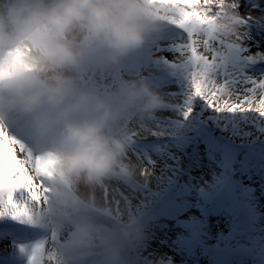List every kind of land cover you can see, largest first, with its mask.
Listing matches in <instances>:
<instances>
[{
  "label": "rangeland",
  "instance_id": "rangeland-1",
  "mask_svg": "<svg viewBox=\"0 0 264 264\" xmlns=\"http://www.w3.org/2000/svg\"><path fill=\"white\" fill-rule=\"evenodd\" d=\"M238 3L241 16L254 18L241 29L246 33L243 46L248 49L243 55L264 54V0ZM160 24L142 47L119 63L105 64L93 57L81 70L86 73L77 80L78 85L117 106L127 82L133 79L142 80L164 100V105L146 119L148 125L130 136L135 138L137 131L152 140H127L124 164L143 169L148 183L135 184L129 180L139 177L134 171L126 178L118 169L107 181L128 188L127 196L119 197V203L106 193L90 197L108 203L111 216L104 222L115 234L122 235L125 227L139 226L138 246L156 263L193 264L191 253L198 252L201 245L232 253L246 249L250 256H258L250 264H264V117L252 112L217 113L196 98L191 115L185 119L187 78L177 64L164 59L175 61L173 46L185 34L167 21ZM230 56L239 61L240 53ZM242 71L246 80L230 82L229 88L246 95V89L252 87L247 80L264 79V61L244 64ZM259 98L257 93L253 106H258ZM225 102L234 103L236 97L225 93L211 101L214 105ZM130 118L136 117L125 111L122 120ZM141 122L137 119L136 125ZM163 219H169L172 226ZM241 224L246 228H238ZM180 248L183 254L176 252Z\"/></svg>",
  "mask_w": 264,
  "mask_h": 264
},
{
  "label": "clouds",
  "instance_id": "clouds-1",
  "mask_svg": "<svg viewBox=\"0 0 264 264\" xmlns=\"http://www.w3.org/2000/svg\"><path fill=\"white\" fill-rule=\"evenodd\" d=\"M164 7L159 0H0V121L10 113L31 116L46 141L51 191L47 204L33 206L32 218L46 233L71 226L75 239L55 252L66 264L81 251H99L102 264H121V243L96 242L89 219L94 201L80 188H99L118 169L130 177L122 116L128 111L144 120L164 105L140 79L127 82L117 106L79 86L78 75L93 57L114 65L142 47L160 29ZM214 23L225 39L240 31L231 9ZM141 231L131 225L122 236L129 240Z\"/></svg>",
  "mask_w": 264,
  "mask_h": 264
},
{
  "label": "snow or ice",
  "instance_id": "snow-or-ice-1",
  "mask_svg": "<svg viewBox=\"0 0 264 264\" xmlns=\"http://www.w3.org/2000/svg\"><path fill=\"white\" fill-rule=\"evenodd\" d=\"M165 7L162 19L183 30L184 38L173 46L175 63L179 66L188 81L187 97L185 100L184 117L187 119L192 112L191 105L196 98L204 101L209 108L217 113H258L264 117V79L247 80L252 85L246 89L247 94L234 93L230 90L231 83L246 80L247 74L242 67L247 63L264 61V54L254 56L243 55L248 49L243 46L245 32L251 16H241L238 11V0H227V4L217 3L216 0H203V7L196 5L201 0H159ZM231 9L240 24V31L232 38L225 39L218 35L215 20ZM203 51H200V49ZM240 53L239 61L231 58L230 54ZM227 93L236 97V102H225L214 105L213 99ZM259 93L258 106H253L256 94ZM142 172V175H146ZM52 179V161L48 156L36 155L26 149L25 145L10 137L5 128L0 125V217L10 216L21 223L35 224L32 210L28 202L17 203L13 194L17 191L26 192L33 205L42 206L48 203L49 192L47 181ZM54 251L49 259L55 264H66L57 260L56 249L62 247L58 233H51ZM45 240H41L28 250L29 264H42ZM24 251V249H21Z\"/></svg>",
  "mask_w": 264,
  "mask_h": 264
},
{
  "label": "bare ground",
  "instance_id": "bare-ground-1",
  "mask_svg": "<svg viewBox=\"0 0 264 264\" xmlns=\"http://www.w3.org/2000/svg\"><path fill=\"white\" fill-rule=\"evenodd\" d=\"M81 72L82 71H80V75H78L77 80H80L86 73V71L82 73ZM8 118H10V120L13 119L17 122L19 119L31 121L33 120V118L30 116L18 113H10L8 115ZM137 119L138 118L136 117L135 120L132 119L130 123L128 122L127 126L125 125L127 128V140L129 138L131 140L130 136H133L132 131L137 130L140 133V131L145 128V125H148L146 119L142 120L143 122H141L139 126L136 125ZM20 130L21 133L24 132V130ZM30 130L31 131L29 132L23 133L26 138L31 140L28 141L29 144H31L34 140H39L38 138L40 137L38 134L36 135V132H33L32 129ZM137 131H135L137 133H135V138L131 140L133 143H139L140 141L144 142L147 141L146 139L152 140L150 139V137L144 138V135L138 134ZM133 170L135 174L139 177H137V179H129L131 182L139 184L140 181V185H145L148 183V179L146 178V176L142 175V172H144L143 169L138 170V168H136ZM123 175H125L126 178L128 177L127 174ZM123 175L121 177H123ZM80 191L82 192L85 199H92L94 201V209L96 210V213L93 212L89 218L94 222L93 232L96 242L100 245H104L106 243H120L121 238H118V236H116L114 233V229L104 222L105 219L110 215V213H108L109 208H106L108 203L100 202V197H95H97V195H100L101 193H106L112 198H115L116 202L119 203V197H126L129 189L120 186L117 183H111L109 181H106L104 185L95 189H89L87 187L81 186ZM134 194L131 193L132 196H134ZM13 198L17 203L23 204L28 202L29 208L31 210L33 209L34 205L29 201L26 192L17 191L13 194ZM58 235L59 239L63 242L72 241L75 239L76 236V234L72 231L71 226L69 227L68 231ZM0 236H3L0 238V264H29L28 250L31 248V246L41 240H45L42 264H55V261L53 259H49L50 254L54 251V242H50L49 240L51 238V233H46L42 231L36 224L21 223L17 220H13L10 216L5 215L3 217H0ZM18 239H22L23 243L20 244L19 242H17ZM31 239L34 240L31 241ZM22 248L24 249V251L21 250ZM152 253L157 254L156 251H153ZM100 254L101 253L99 251H81L73 259L72 264H102V254ZM233 259L240 258L234 255ZM136 261L137 259L135 257H131V255H121V264H133V262Z\"/></svg>",
  "mask_w": 264,
  "mask_h": 264
}]
</instances>
